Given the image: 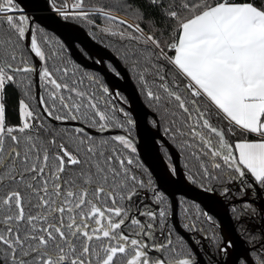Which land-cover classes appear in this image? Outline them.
<instances>
[{
	"label": "snow or ice",
	"instance_id": "6c2138e0",
	"mask_svg": "<svg viewBox=\"0 0 264 264\" xmlns=\"http://www.w3.org/2000/svg\"><path fill=\"white\" fill-rule=\"evenodd\" d=\"M49 10L115 58L90 70L53 49L34 15ZM125 74L140 115L106 80ZM196 190L240 203L248 247L231 251ZM177 208L208 264H264V0H0V264H202Z\"/></svg>",
	"mask_w": 264,
	"mask_h": 264
},
{
	"label": "water",
	"instance_id": "95a60500",
	"mask_svg": "<svg viewBox=\"0 0 264 264\" xmlns=\"http://www.w3.org/2000/svg\"><path fill=\"white\" fill-rule=\"evenodd\" d=\"M26 4H35L39 3L43 5L45 0H24ZM30 14L31 9L29 10ZM36 16L40 17H52V19H44L41 22V26L45 28V30L50 31L59 37L62 42L68 48L72 59L83 67H87L90 70H99L100 65H94L91 59H88V56H92L94 59H98L100 56H103L105 61H108L109 57L113 59L114 54L110 52L105 47L98 44L94 41L86 32L83 27L74 24L70 21H62L59 17L55 16V13L49 11H37L34 13ZM40 22V21H35ZM84 50V53L88 55H84L81 49ZM38 80V78H36ZM107 82L114 89L120 90L124 95L128 96L131 104L126 107H131L134 109V115H140L143 113L144 106L143 102L139 96V93L135 90V85L127 77L125 74L123 79H117L112 77L111 75L106 76ZM59 123V122H57ZM140 136L142 139L139 141L140 143V151L142 159H145L148 164L152 166L153 172L155 176H161L163 174V165L160 160V156L162 154L158 151V146H153L151 142V132L146 130L145 128H141ZM154 131V130H153ZM176 164L179 168V157H176ZM171 191V189H169ZM211 194H199V190L190 192L187 199L192 200L193 202L200 203L202 208L209 210L210 214L217 218L220 227V234L223 239H231L234 242V249L231 251L235 254L236 252L243 251L246 246L245 241L241 238V236L237 233L234 222L230 215L229 204L224 201V199L220 196H215L212 200H209L208 197ZM259 203V202H257ZM177 223V217H176ZM186 236V235H184ZM228 260L227 257L221 256L220 261L223 264V261ZM230 264V261H229Z\"/></svg>",
	"mask_w": 264,
	"mask_h": 264
},
{
	"label": "flooded vegetation",
	"instance_id": "af4514ba",
	"mask_svg": "<svg viewBox=\"0 0 264 264\" xmlns=\"http://www.w3.org/2000/svg\"><path fill=\"white\" fill-rule=\"evenodd\" d=\"M114 102L117 103L118 106H120V101L118 99H114ZM180 160L181 159L179 158V165H180ZM180 167H181V165H180ZM181 169H182V167H181ZM223 199H224V201H226V203L229 204L230 215H231L232 220L234 222V225H235V228H236L237 233L241 236V238L243 240H245V238L242 236L241 232L239 231V229H240V222H238L236 220V218L234 217L233 213L231 212V205H232V203H236L237 208H239L240 203L238 201L232 202V201H229V200H227L225 198H223ZM252 199H255V196H253ZM189 201H192V200H189ZM257 202H259V201H257ZM176 211H177V215L173 218V221H172V223H174V225L176 227V230L178 232H180L182 235H186L185 237L188 240L189 245H191L197 251L198 258L200 259V261L202 262V264H208V256L204 254L203 250L201 249V245L203 246V249H208L210 252H213L214 253L215 250L214 249H210L209 241L206 238H203V235L202 234H199L198 233L196 235H192L191 233H188L186 230H184L181 227L182 221H181V219L179 217V208H177ZM190 211L192 213H194L195 212V209L193 208ZM176 217H177V223H176ZM214 218L217 220L216 217H214ZM256 222L259 223V220H257ZM217 231H218V234L221 236L220 230L218 229ZM221 238H222V236H221ZM195 241H200V243L199 244H196ZM215 259L216 260H220L221 259V255H216L215 256Z\"/></svg>",
	"mask_w": 264,
	"mask_h": 264
},
{
	"label": "trees",
	"instance_id": "16d2710c",
	"mask_svg": "<svg viewBox=\"0 0 264 264\" xmlns=\"http://www.w3.org/2000/svg\"><path fill=\"white\" fill-rule=\"evenodd\" d=\"M102 2H104V0H85V4L86 5H88V4H93V3H102ZM70 22H72V21H70ZM72 23H74V24H77V25H79V26H81V27H83V29H85L86 30V32L88 33L89 32V26H87L86 24H84V23H76V22H72ZM46 32H47V34H48V36L50 37V39H51V47L53 48V49H55V48H57L58 47V44H57V42H59V43H61V44H63L64 45V55H65V57L66 58H71L72 59V57H71V55H70V52L68 51V48L66 47V45L62 42V40L59 38V37H56V35L54 34V33H52V32H50V31H47V30H45ZM93 31H94V29H93ZM107 39H109V38H105V40H104V43L102 44V43H99L97 40H94V41H96L98 44H100L101 46H103V47H105L104 45L107 43ZM80 48V47H79ZM106 48V47H105ZM47 49H48V46L46 45V51H47ZM81 49V48H80ZM106 49H108V48H106ZM110 52H111V50L110 49H108ZM84 53V52H83ZM113 54V53H112ZM85 55V54H84ZM87 56V55H86ZM30 59H32L31 57H29ZM73 60V59H72ZM74 61V60H73ZM33 62H35V61H33ZM133 82V81H132ZM133 84H134V82H133ZM141 98V100H142V102H143V98L142 97H140ZM180 165H181V167H182V161L180 160ZM243 236V235H242ZM244 237V236H243ZM245 238V237H244Z\"/></svg>",
	"mask_w": 264,
	"mask_h": 264
},
{
	"label": "rangeland",
	"instance_id": "374dc122",
	"mask_svg": "<svg viewBox=\"0 0 264 264\" xmlns=\"http://www.w3.org/2000/svg\"><path fill=\"white\" fill-rule=\"evenodd\" d=\"M245 241V240H244ZM247 246V245H246Z\"/></svg>",
	"mask_w": 264,
	"mask_h": 264
}]
</instances>
